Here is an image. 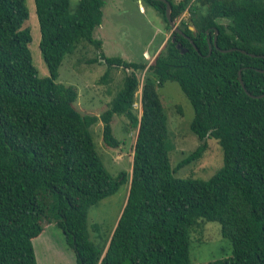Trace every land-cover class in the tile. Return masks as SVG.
I'll return each instance as SVG.
<instances>
[{
    "label": "trees",
    "instance_id": "16d2710c",
    "mask_svg": "<svg viewBox=\"0 0 264 264\" xmlns=\"http://www.w3.org/2000/svg\"><path fill=\"white\" fill-rule=\"evenodd\" d=\"M139 1L168 32L151 61L104 52L93 32L106 0H34L48 71L39 76L26 0H0V264H36L32 240L49 223L62 229L77 264H193L191 237L205 221L218 222L231 245L229 256L207 264H264V95L253 96L264 93V0H168L184 34L172 30L164 1ZM85 43L100 50L88 61L106 65L104 82L111 67L126 69L99 114H82L77 89L57 81L64 57ZM168 80L190 101L189 128L200 140L175 166L158 93ZM114 115L136 130L127 177L108 171L90 131L101 120L103 142L117 147ZM208 138L219 144L222 166L205 180L176 176ZM124 179L117 223L96 244L88 208Z\"/></svg>",
    "mask_w": 264,
    "mask_h": 264
},
{
    "label": "rangeland",
    "instance_id": "374dc122",
    "mask_svg": "<svg viewBox=\"0 0 264 264\" xmlns=\"http://www.w3.org/2000/svg\"><path fill=\"white\" fill-rule=\"evenodd\" d=\"M76 1L71 0V6H74ZM26 2L29 10L26 25L31 29L32 36L29 43L32 61L39 76H45L48 71L39 48L40 29L35 3L34 0H26ZM102 12V22L95 27L93 36L102 40V48L107 55H120L124 59L134 61L142 60L145 56L149 61L153 59L154 47L161 43L167 32L164 22L154 8L139 0H106ZM184 17H188L187 12L184 13ZM99 51V48L85 43L72 55L67 54L59 67L57 81L73 85L77 89L78 96L74 105L82 114H99L105 109L106 103L121 87L122 78L126 72L123 67L113 66L110 68V79L106 82L101 80L106 65L88 61ZM158 93L168 115L169 159L172 166H175L200 143L189 128L194 110L175 81H166L158 88ZM137 101L138 98L135 99L134 107L135 111L140 113V104ZM90 131L96 150L108 171L114 176L122 173L127 177L130 174L136 130L128 127L126 117L114 115L112 131L120 140L117 147L107 146L103 142L101 120L92 124ZM222 164V151L219 144L214 138H208L203 155L181 166L174 174L183 178L205 180ZM127 185V179H124L116 192L89 206L88 231L90 239L96 244L101 243L107 235L109 236L115 227L127 196ZM32 244L36 264H77L75 252L68 244L66 235L54 223L45 225L42 233L32 240ZM230 254V242L221 235L218 222L205 221L202 233H193L190 244V257L193 264H207L209 260L225 258Z\"/></svg>",
    "mask_w": 264,
    "mask_h": 264
},
{
    "label": "water",
    "instance_id": "95a60500",
    "mask_svg": "<svg viewBox=\"0 0 264 264\" xmlns=\"http://www.w3.org/2000/svg\"><path fill=\"white\" fill-rule=\"evenodd\" d=\"M162 1H164L165 2V4H166V9H165V14H166V17H167V19H168V21H169V24H170V26H171V28H172V30H175L176 32H178V33H182V34H184L183 32H182V30H180L179 29V27H178V24L171 18V5H170V2L168 1V0H162ZM217 32V31H216ZM215 38H216V36L214 37V40H215ZM232 48H229L228 50H231ZM225 50H227V49H225ZM243 51V50H242ZM242 82V81H241ZM264 95V93H262V94H259V95H253V96H255V97H261V96H263Z\"/></svg>",
    "mask_w": 264,
    "mask_h": 264
}]
</instances>
